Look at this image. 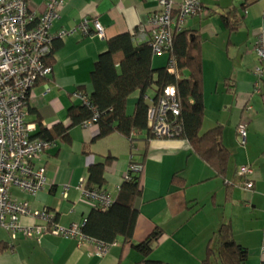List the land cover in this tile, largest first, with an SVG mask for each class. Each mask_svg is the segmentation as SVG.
I'll use <instances>...</instances> for the list:
<instances>
[{
  "label": "crops",
  "instance_id": "0c3cea01",
  "mask_svg": "<svg viewBox=\"0 0 264 264\" xmlns=\"http://www.w3.org/2000/svg\"><path fill=\"white\" fill-rule=\"evenodd\" d=\"M46 1L30 0L29 7L41 15ZM202 1L203 11L190 16L184 28L200 41L202 131L222 126V143L230 153L226 172L218 174L186 138L153 137L138 142L136 150L146 151V158L133 241H143L161 228L163 235L152 258L168 264H203L209 241L228 222L235 240L248 249L246 264H264V79L257 92L254 71L260 63L255 44L264 33V0ZM158 9V0H65L53 24L55 33L78 28L86 17L98 20L105 35L77 33L55 41L60 47L53 55V71L35 85L29 101L35 113L27 121L36 124L40 115L48 128L68 124L69 108L73 100L79 101L74 91L81 87L93 92L91 74L108 40L134 32ZM226 12L237 29L225 25L221 14ZM168 58L169 54L154 55L153 66H166ZM46 86L50 88L47 93ZM137 99V94L129 99L128 112ZM240 128L248 131L245 144ZM98 134L97 124L71 128L70 143L56 141L38 160L46 167L44 187L36 195L13 188V195L27 200L33 209H46L62 226L83 223L92 208L80 187L89 165L106 155L116 157L105 172L106 190L115 198L132 154L129 141L119 132L102 138ZM243 164L254 169L252 189L244 188L246 178L239 174ZM176 173L185 186L172 183ZM20 221L27 226L38 224L28 215L20 216ZM96 251L97 243L91 240L80 242L52 233L40 238L21 233L13 237L0 226V264H143L129 242L118 241L103 256Z\"/></svg>",
  "mask_w": 264,
  "mask_h": 264
},
{
  "label": "trees",
  "instance_id": "16d2710c",
  "mask_svg": "<svg viewBox=\"0 0 264 264\" xmlns=\"http://www.w3.org/2000/svg\"><path fill=\"white\" fill-rule=\"evenodd\" d=\"M221 17L232 31L237 29V24L230 18L229 12L221 14ZM141 26L142 24L134 32H123L108 40V48L99 55L91 74L93 92L87 93L81 87L78 88L87 96V101L78 98V102L73 100L68 112L69 123H56L48 128L41 116L36 115L34 122L37 128L32 138L52 144L58 140L70 143L71 128L88 123L99 126L97 138L114 132L122 134L129 141L132 153L127 173L109 207L103 209L92 205L81 227L82 233L97 244L111 246L118 241L129 242L142 256L143 264H168L150 256L163 235L161 228H156L143 241H133L139 214L136 201L142 192V171L146 158V151L141 153L136 150L137 143L148 142L154 137L148 123L149 103L145 99L148 91H155L152 99L156 101L168 85L176 87L180 114L170 117V122L179 132L173 137L186 138L195 152L218 174L223 175L226 172L230 153L222 143V126L202 131L205 104L200 41L196 34L184 26L173 32V46L169 58L175 60L178 71L171 72L168 65L158 68L153 66V37L150 31L142 36ZM57 39L62 38H54L51 50L45 58L46 65L53 64L54 52L60 47V44L54 45ZM135 94L138 99L130 113L128 102ZM27 111L28 115L35 113L30 103L27 104ZM115 158L114 155H106L103 160L89 165L84 181L86 189L108 192L105 172ZM133 166L139 168L135 169ZM172 183L185 186L184 179L177 173ZM248 255V249L235 240L233 227L227 222L220 226L209 241L203 264H246Z\"/></svg>",
  "mask_w": 264,
  "mask_h": 264
},
{
  "label": "built area",
  "instance_id": "2783aa9c",
  "mask_svg": "<svg viewBox=\"0 0 264 264\" xmlns=\"http://www.w3.org/2000/svg\"><path fill=\"white\" fill-rule=\"evenodd\" d=\"M29 2L0 0V226L9 230L13 237L21 233L27 238H40L52 233L84 242L90 240L82 233L84 222L62 226L46 209H33L27 200L15 197L12 189L36 195L46 183V167L38 160L52 143L32 138L36 124L27 121V104L34 95L37 82L53 71L51 65H46L45 58L54 38L77 33L104 37L105 28L98 20L90 21L85 17L78 28H63L55 33L53 24L60 16L65 0H47L41 15L30 9ZM158 7L148 22L142 24L140 34L143 36L150 31L155 55L169 54L173 32L182 29L190 16L203 11V1L158 0ZM255 50L260 61L254 70L257 77L255 89L260 92V82L264 79V33L258 36ZM168 66L171 72L178 71L173 58H169ZM49 90L46 86L45 93ZM74 96L87 101V96L79 89L74 91ZM145 99L149 103L148 123L153 136L173 137L178 134L179 129L170 122V117L180 114L176 87L168 85L156 101L151 96ZM247 134L246 128L239 129L242 144H245ZM239 174L246 178L244 188L252 189L254 169L251 164L240 166ZM80 187L83 197L92 205L105 209L113 202V196L108 192L86 189L84 180ZM22 215L36 218L38 224L23 225L20 221ZM109 247L98 243L96 253L104 255Z\"/></svg>",
  "mask_w": 264,
  "mask_h": 264
},
{
  "label": "rangeland",
  "instance_id": "374dc122",
  "mask_svg": "<svg viewBox=\"0 0 264 264\" xmlns=\"http://www.w3.org/2000/svg\"><path fill=\"white\" fill-rule=\"evenodd\" d=\"M154 93H155V91L153 90V89H150L149 91H148V94H147V96H153L154 95Z\"/></svg>",
  "mask_w": 264,
  "mask_h": 264
},
{
  "label": "clouds",
  "instance_id": "9594fccd",
  "mask_svg": "<svg viewBox=\"0 0 264 264\" xmlns=\"http://www.w3.org/2000/svg\"><path fill=\"white\" fill-rule=\"evenodd\" d=\"M169 60V59H168ZM167 65H168V63H167Z\"/></svg>",
  "mask_w": 264,
  "mask_h": 264
}]
</instances>
